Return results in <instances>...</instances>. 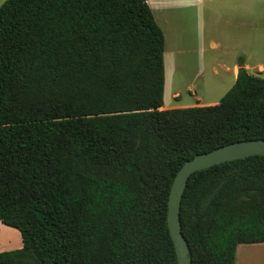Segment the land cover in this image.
<instances>
[{
	"label": "trees",
	"instance_id": "1",
	"mask_svg": "<svg viewBox=\"0 0 264 264\" xmlns=\"http://www.w3.org/2000/svg\"><path fill=\"white\" fill-rule=\"evenodd\" d=\"M165 47L147 0L3 3L0 222L23 247L0 264H177L174 179L264 139V78L241 68L219 103L162 109ZM180 216L192 264H234L264 241V156L194 173Z\"/></svg>",
	"mask_w": 264,
	"mask_h": 264
},
{
	"label": "crops",
	"instance_id": "2",
	"mask_svg": "<svg viewBox=\"0 0 264 264\" xmlns=\"http://www.w3.org/2000/svg\"><path fill=\"white\" fill-rule=\"evenodd\" d=\"M6 1L0 0V7ZM147 1L154 12L157 23L164 31L166 54L171 53L167 48L168 33L170 32L177 36V39H174L177 42H192L199 45L196 46L197 48L193 47V51L201 54L207 51V44L223 51L224 55L231 51L233 61L218 63L214 66L216 76H229V80H231L229 90L236 82L241 68L247 69L250 74L264 78V0ZM186 5H191L194 8L198 25L190 26L184 23L182 13ZM241 59L244 61L240 62ZM167 84L166 77L165 85L167 86ZM172 96L174 101H170L168 104L164 102L162 109L214 105L221 100L202 102L201 97L195 93L193 102L175 104L178 98H181L180 92L174 91ZM20 243L23 242L20 241ZM234 264H264V241L238 243Z\"/></svg>",
	"mask_w": 264,
	"mask_h": 264
},
{
	"label": "rangeland",
	"instance_id": "3",
	"mask_svg": "<svg viewBox=\"0 0 264 264\" xmlns=\"http://www.w3.org/2000/svg\"><path fill=\"white\" fill-rule=\"evenodd\" d=\"M182 15L184 23L190 26L198 25L197 15H194V8L191 5L185 6ZM174 39H177V36L169 32L167 48L171 53L165 52V77L168 84L165 85L164 102L168 104L174 101L172 96L174 91L180 92L181 95L175 104L193 102L195 93L201 97L202 102L219 101L228 92L231 80L226 75L216 76L214 66L233 61V53L229 51L224 55L223 51L207 44V51L201 54L193 51V47L199 45L192 42H177ZM20 241L23 242L19 230L0 222V248L4 246L0 252L22 248L23 243Z\"/></svg>",
	"mask_w": 264,
	"mask_h": 264
},
{
	"label": "water",
	"instance_id": "4",
	"mask_svg": "<svg viewBox=\"0 0 264 264\" xmlns=\"http://www.w3.org/2000/svg\"><path fill=\"white\" fill-rule=\"evenodd\" d=\"M254 155L264 156V139L234 142L208 153L198 154L187 161L177 173L168 202V226L178 257L177 264H192L191 252L183 234L180 216L183 196L190 177L215 165Z\"/></svg>",
	"mask_w": 264,
	"mask_h": 264
}]
</instances>
